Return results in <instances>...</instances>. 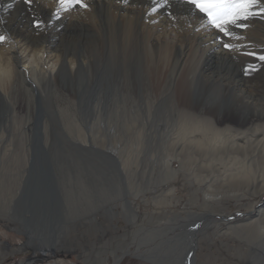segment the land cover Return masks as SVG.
I'll return each instance as SVG.
<instances>
[{"label":"rangeland","instance_id":"1","mask_svg":"<svg viewBox=\"0 0 264 264\" xmlns=\"http://www.w3.org/2000/svg\"><path fill=\"white\" fill-rule=\"evenodd\" d=\"M56 1L40 0L51 11ZM181 1L205 20L204 31L189 36L173 26L165 32L144 19L138 31H126L123 23L100 21L98 14L86 20L89 9L74 8L79 4L56 7L50 15L12 0L8 11L0 10V26L22 13L23 25L48 38L46 63L32 73L33 83L19 77L0 87V146L17 155L0 158V264H155L137 255H167L165 242L174 236L180 239L177 253L185 254L178 264H264V13L253 8V15L237 22L247 27L229 25L233 36L227 37ZM161 15L171 21L183 16ZM209 32L220 36L213 51L197 47ZM0 36L7 61L13 51L3 29ZM24 49L36 52L31 45ZM64 52L83 53L89 62L73 58L65 65ZM13 62L17 72L24 69ZM51 64L56 70H49ZM183 78L190 80L195 115L222 118L218 127L247 133L241 147L249 171L244 167L232 177V169L217 164L212 182L200 185L179 161L174 175L148 162L164 163L173 154L167 133L177 121L174 101ZM231 115L248 125L240 128ZM125 203L137 214L133 223ZM93 209L98 212L88 216ZM242 225L252 226L256 236L242 234ZM157 231L168 237L155 239ZM191 237L197 242L193 259L187 251Z\"/></svg>","mask_w":264,"mask_h":264},{"label":"bare ground","instance_id":"2","mask_svg":"<svg viewBox=\"0 0 264 264\" xmlns=\"http://www.w3.org/2000/svg\"><path fill=\"white\" fill-rule=\"evenodd\" d=\"M10 1H12V0H5V2H2L3 4H1L0 10L1 11H8V10H6V8H7L6 5H11V4H8V3H10ZM15 1L20 3L22 6L27 5V7L28 6L31 7L32 5H34L38 9V11L42 12V14L47 13V14L51 15L53 13V11H56V7H57V9L60 7L58 0L56 1L57 2L56 6L54 5L55 9L53 11L49 10V8H51L52 6L47 8L45 5H43L40 2V0H31L30 3H32V5H30L29 2H27V0H15ZM83 1L86 2L85 4L88 5L87 8L89 9L86 11V20H89L90 17H93L94 15L96 16L98 14L97 17H98V20H100V21L105 19V22L106 21L110 22L116 26H121L120 23H123L124 27L123 26L122 27L126 31H130V30H132V28L134 30L138 31L139 24L141 23V20H143V19L149 23L150 22H157L158 26L156 24L155 27H157L159 30L163 27L167 30L165 32H168L171 29V27L175 26L176 28L180 29L179 30L180 32L182 31L183 34L189 35V36L199 34V33H194V32L196 30L204 31L205 26H206L205 20L200 18L201 15H199L197 12H195L193 10V7L190 8V6L184 5L183 4L184 2L181 0H156V2H155V0H142V1H138V2H137V0H118V3H121V2L122 3H125V2L129 3L131 6H133L131 8H128L125 5L118 4V3L114 2L113 0H83ZM135 2L137 4H139L137 7H134ZM130 5H128V6H130ZM145 6H150V8H148V7L145 8ZM76 7H80V6L79 5L74 6V8H76ZM121 11L123 12V14L121 13ZM153 13H156L159 16L154 15ZM161 14H172V15L173 14H181L183 16H180V17L179 16H175V17L173 16L174 21H171L168 18H166L164 15H161ZM192 14L194 17H191ZM22 15H23L22 13L18 14L13 21L8 22V24H5L3 26H0V29H3V31L5 32V34L8 38V39L6 38L7 39L6 44L11 45V47H9V50L13 51L12 53H10L11 56L7 59V61L4 60L2 54L0 53V87H1L2 83H4L5 85H9L11 83L12 79H16L19 77H22L23 79H25L29 83H33L32 80L30 79V77H32V73L34 71L35 72L38 71V67H39L40 62L44 61L46 63L45 57L48 55L44 56L43 50H45L44 48H46L45 43L48 41L47 40L48 38L44 37L43 32H41L40 34L34 32L35 31L34 27L31 26V28H29V27H27V24L23 25L22 21L24 19V16L22 18ZM20 17H21V20H19ZM53 17H55V16H53ZM117 18H119V20ZM120 18H122V19H120ZM61 22L62 21L59 19L56 22V24L60 25L63 23V22L62 23ZM172 22L174 25L172 24ZM75 24L76 25H83V23H80V22H77ZM21 26L24 28V30L20 29ZM144 26H146V29H147L150 25L148 26V24H144ZM60 30H61V28H60ZM90 31L92 32V27L90 25H86V32H90ZM142 35H141L142 39H146L147 35L146 34L145 35L142 34ZM206 36H207L206 40L204 39V37L202 35L198 38V40H197L198 41V45H197L198 48L202 45H207V50L213 51L215 48L220 47V43L216 42L218 40V38L220 37L218 35V33H210L209 32ZM17 38H20V41L17 40ZM21 42L22 43L24 42V44H22ZM29 45H31L32 47H34V49H36L35 53L30 54L31 51H33V50H31L30 53L27 54L26 49L22 50V46H24V48L25 47L28 48ZM59 48H60V46H59ZM20 50H22V51L19 53ZM181 52H183V50ZM182 55H184V52L182 53ZM55 57H56V55H55ZM61 57L63 58L65 65L69 64V62H72L71 59H73V58L75 59L74 61H77V63L78 62L83 63L84 59H86L87 62H89L88 57L87 56L85 57L83 55V53L78 54L76 52H73V53L64 52V53H62ZM50 58L48 60H50ZM68 58H70V59L68 60ZM81 58H82V60H81ZM24 60H25V62H24ZM13 61L18 64L19 68H21V66H23L22 64H24V66H23L24 69L21 70V72H17L16 70H14L12 65H11V63ZM61 64H62V62H61ZM44 68H46V67H44ZM50 68L51 69H49V70H51V71L56 70L54 64H51ZM46 73H45V75H46ZM38 74L43 76V74L40 72ZM49 74H51V73H49ZM28 75H30V76H28ZM54 75H53V77H55ZM50 76L51 75H49V77ZM174 104H175V106L180 107V110L178 109L176 112V119L175 120H177V121H175L173 124H171L172 125L171 127H173L174 130H172V128H171L172 131L168 130L169 134L167 133V135H169L168 138L170 139V140L168 139L167 141L169 143L172 141L171 144H172L173 154L170 152L172 155L167 157V159L164 160V163H161L158 159H157L158 162L154 163V162H152L153 159H150L148 162L152 163L153 168L156 167V169L165 170L167 174L174 175V174L178 173L177 172L178 170L174 166V161H179L180 165H181V169L184 170V172L186 171V172L192 173L191 175H193L196 178V179L195 178L194 179L197 180L200 185H202L204 183L209 184L210 182H212V179H213L212 177H214V174H213L214 171H213L212 167L214 165H217V164H220L221 166L222 165L225 166L226 172H227V170L230 171L232 169V173H231L232 177H237V176L239 177L241 174V169L244 167L246 168L247 171H249L250 167H246V166L251 165V163L249 164L250 158H248L247 156L244 155L243 148L241 147L245 143V140L247 138V133L244 130L242 131L239 128L237 129V128L232 127V126H227L225 128L218 127L217 125L224 123V119H222V118L217 119L216 116H212L213 118H207V117L201 118V117H198L199 115H195L194 114L195 112H193L192 110H194V109L197 110V108L195 107V105L192 101V98H191L190 80L189 79H186V78L181 79L178 95L176 94V96H175ZM230 118L232 120H235L236 121L235 123H237V126H239L240 128H243V127L248 125L247 119H245L242 116L240 117V115H231ZM229 121L234 123L230 119H229ZM18 124H19V122H18ZM1 131H3V129ZM1 131H0V138H2V136H3ZM141 136L144 138L145 137L144 133L141 134ZM163 136H165V135H163ZM256 147H257V145H256ZM169 148H171V147H169ZM169 150H171V149H169ZM21 152H22V150H21ZM9 156L17 157V155L15 154V150L10 151L9 148L0 146V158L2 159L3 157L5 158V157H9ZM262 156H263V154H262ZM1 162H2V160H0V165H1ZM228 162H230L231 165ZM123 163H124V160H123ZM204 164H206L207 166H204ZM150 166H151V164H150ZM162 168H164V169H162ZM209 168H211V170ZM234 169H235V171H234ZM181 178H182V176H181ZM233 186H235L234 183H233ZM211 187H213V185L210 184L208 189H210ZM261 190H263V189H261ZM261 190H259V192ZM208 191L209 190L205 191L206 195L208 194L207 193ZM208 196L209 195H207V197ZM113 201H115V200H113ZM157 201H159V199ZM95 207H93V208H95ZM124 210L128 216L130 223L135 222V220L137 218V214L130 207L129 203H125V209ZM97 212H98V209H93V210L88 211L87 215L89 216V215L95 214ZM259 218H260L259 219L260 222H261V220H264V211H262L260 213ZM260 222H259V224H260ZM237 230H239L242 234H245V236H248L249 238L250 237L254 238L256 236L254 233V228L252 226H249V225H242L240 227H237ZM153 235L155 236V239L161 238L164 235H166L168 237V234L164 231H157ZM188 241H189V243L187 245V251H188V253H192L189 256L191 259H193L194 252H191L190 249H191V246L196 247L197 242L194 239V237H191ZM179 242H180V239L177 236H174L173 238L168 239L165 242V245L168 244V246L165 247L167 255L163 254L162 251L155 252V254H150L151 252L147 251V252L143 253L142 255H140V256L137 255V256L140 258L146 259V260L149 259L150 261H152L155 264H178L179 258L181 259L185 255L183 252L181 255H179L177 253V250L181 249V245ZM160 244H163V243H159V245ZM162 246H164V244ZM146 255H148V257H146ZM151 256H152V258H150ZM165 258H167L169 261L164 260ZM120 261H121V259H118L115 264H119Z\"/></svg>","mask_w":264,"mask_h":264},{"label":"snow or ice","instance_id":"3","mask_svg":"<svg viewBox=\"0 0 264 264\" xmlns=\"http://www.w3.org/2000/svg\"><path fill=\"white\" fill-rule=\"evenodd\" d=\"M27 2L30 3L31 0H27ZM188 2L204 14L212 27L227 37L233 36L229 25L247 27V25H239L237 22L247 20L253 15L254 13L251 11L253 8L259 6L260 12L264 13V5L260 4V0H188ZM58 3L61 7L75 4H79L81 8L88 7L83 3V0H58ZM36 26L39 27V24ZM4 39L5 37L0 36V41ZM224 47L231 50L233 45L225 43ZM259 59L264 61V56H260Z\"/></svg>","mask_w":264,"mask_h":264}]
</instances>
